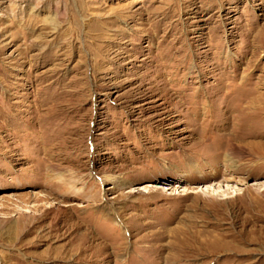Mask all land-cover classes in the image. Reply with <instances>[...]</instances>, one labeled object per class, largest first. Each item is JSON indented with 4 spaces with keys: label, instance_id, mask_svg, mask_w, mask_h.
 Returning <instances> with one entry per match:
<instances>
[{
    "label": "rangeland",
    "instance_id": "obj_1",
    "mask_svg": "<svg viewBox=\"0 0 264 264\" xmlns=\"http://www.w3.org/2000/svg\"><path fill=\"white\" fill-rule=\"evenodd\" d=\"M0 264H264V0H0Z\"/></svg>",
    "mask_w": 264,
    "mask_h": 264
}]
</instances>
